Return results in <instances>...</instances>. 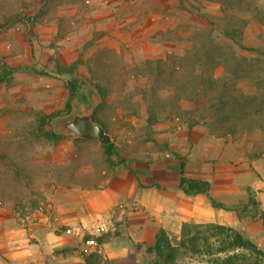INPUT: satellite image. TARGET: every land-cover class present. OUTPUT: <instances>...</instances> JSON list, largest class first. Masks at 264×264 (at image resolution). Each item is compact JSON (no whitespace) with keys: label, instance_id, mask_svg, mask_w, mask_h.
Instances as JSON below:
<instances>
[{"label":"rangeland","instance_id":"obj_1","mask_svg":"<svg viewBox=\"0 0 264 264\" xmlns=\"http://www.w3.org/2000/svg\"><path fill=\"white\" fill-rule=\"evenodd\" d=\"M47 1L26 0V6L19 5L20 17L13 26L0 30V153L7 154L10 159H15L14 161H21L17 157L23 154L34 156V162L49 160L54 165H64L73 158L82 157L87 164L94 166L95 172L98 173L100 169L106 174L109 172L112 167L97 140L81 141L78 137L59 129L58 121L70 115L63 114L51 123L53 130L66 134L57 145L26 138L32 112L41 110L52 114L65 109L70 95L67 84L72 78L79 81L78 93L72 100L73 112L79 106L90 108L93 103L98 107L100 98L90 83V69L95 67L96 62L123 68L124 65L131 67L141 65L146 60L166 58L169 54L182 56L190 47L189 40L192 36L211 34L218 45L217 52H226L231 46L237 55L253 58L254 68L264 64L255 59L257 56L234 45L221 34L223 15L218 0H158L162 8L147 13L143 6L144 0H66L57 7H50ZM59 17H65L68 24L64 37H57ZM240 17L247 21L243 43L246 46L264 44V0H252L250 11ZM167 29H176L182 35L174 40L162 39L159 31ZM111 54L117 56L116 64L111 61ZM56 59L64 66H70L77 61L75 73H58L55 69ZM246 69L252 68H239L237 72ZM205 71L211 72L219 79L232 82L231 68L218 66L206 68ZM242 80L236 79L235 83L247 95L254 96V89L246 86ZM147 83V77L141 75L130 74L124 79L127 94H131L134 101H139L135 104L138 108L137 114L119 119V116H122L121 109L113 116L103 110L99 111V117H110L109 132L113 136L117 151L111 158L113 167L120 165L129 169L127 161L152 164L155 159L161 160L162 153L168 150L172 154V160H178L180 164L185 163L186 177L199 178L192 175L197 169V164L188 165L187 159L189 153L200 152L203 147L201 142H207L204 147L209 146L213 152L224 150V153L230 154L234 149H238L239 164L246 159H264V132L261 130L246 131L237 137L228 134L217 135V132L211 131L205 124L191 127L186 121L176 117L171 109H166L160 120L149 126L147 106L145 101L141 100L140 93ZM169 96L166 93L165 98ZM180 103L186 105L188 102L181 100ZM195 129L199 132L196 133L197 138L191 137V132ZM227 158L221 157L223 162H231V156L228 155ZM180 176L179 172V184ZM59 186L67 188L54 179L43 182L41 188L46 193H55L59 189L63 190ZM35 192L36 188L32 189L33 198ZM45 195L37 199L41 200ZM247 204L246 202L241 207L245 215L241 216L244 218L241 225L248 238L264 251V219L260 216L264 209L262 206H258V210L253 209L247 207ZM213 206L216 207L215 203ZM0 208H14L22 217L32 212L27 201L14 207L1 204ZM17 227L29 232L30 226L0 224V264H6L5 262L14 255L15 258L23 255L22 252H16L14 239L9 238ZM69 229L72 232L68 233ZM52 231L77 235L78 241L59 244L52 238L39 239L40 235L36 229L29 237L33 249L32 258L36 257V261L33 260L31 264H70L71 260L109 264L100 250V244L96 242L97 238L99 240L101 236L104 237L101 233H85L81 229L79 231L66 225ZM173 241L179 242L175 239ZM212 243L214 248H217L218 243L214 240ZM144 247L147 250L148 245ZM64 250L69 253L64 255ZM235 252L247 256L252 261L257 259L253 252L246 249H238ZM232 253H216L215 256L203 253L192 258L190 255H182L177 264L205 263L210 258H222ZM158 259L153 252L148 262L157 264Z\"/></svg>","mask_w":264,"mask_h":264},{"label":"trees","instance_id":"obj_2","mask_svg":"<svg viewBox=\"0 0 264 264\" xmlns=\"http://www.w3.org/2000/svg\"><path fill=\"white\" fill-rule=\"evenodd\" d=\"M64 1L66 0H48L47 4L50 7H57ZM144 1L145 13L162 8L158 0ZM218 1L221 3L220 9L223 15L221 34L234 45L257 56L255 59L264 62V44L246 46L243 43L247 21L240 15L250 11L252 0ZM25 3L26 0H0V30L13 26L20 17L19 5L26 6ZM67 29L65 17H59L57 37H64ZM159 33L161 38L166 40H174L182 35L176 29L160 30ZM189 42L190 47L182 56L169 54L166 58L146 60L141 65L131 67L124 65L123 68H116L112 64L106 66L96 62L95 67L90 69V83L97 90L100 98L95 120L109 131L110 117H99L100 110L113 116L117 110L121 109L122 116L120 115L119 119L130 114H137L138 108L135 104L139 101H134L133 96L127 94L124 88V79L132 74L147 77L148 83L140 93L141 100L145 101L147 106L149 126L157 123L166 109H171L176 117L186 121L191 127L205 124L211 131L217 132V135L228 134L237 137L246 131L264 132V64L254 68L253 58L248 59L237 55L231 46L226 52H217L218 45L211 34L194 35ZM110 59L114 64L118 62L115 54H111ZM55 63L56 71L63 75L75 73L78 66L77 61L70 66L62 65L58 59ZM218 66L232 69V82L219 79L211 72L205 71L206 68ZM239 68L252 69L238 73ZM236 79H243L246 86L252 87L254 96L247 95L235 83ZM67 85L70 95L62 112L46 114L41 110H35L31 113L30 128L26 132L28 140L57 145L66 136L62 132L53 130L51 123L63 114L68 116L73 112L72 100L78 93L79 81L77 78H72ZM166 93L170 95L167 99ZM181 100H186L188 103L181 105ZM79 139L88 141V139ZM101 147L108 157V163L113 167L111 158L117 153L115 142L101 144ZM17 158L21 161H14L15 159H10L7 154L0 153V203L13 207L27 201L32 210L40 208L47 200L46 192L41 185L51 179L67 188L73 185L86 188L108 175L103 172V169L98 170V173L95 172L94 166L87 164L88 162L82 160V157L73 158L64 165H54L49 160L34 162V156L29 157L23 154ZM180 175L179 185L186 195H197L210 190L209 181L185 176L183 162L180 165ZM34 188L36 192L33 198L31 195ZM43 195H45L44 198L37 199ZM258 206L259 202L251 197L247 207L258 210ZM241 216H245L243 210ZM260 216L264 219V211ZM102 239L101 236L96 242L101 243ZM212 240L218 243L217 248H214ZM238 249L253 252L257 259L252 261L247 256L236 253ZM153 252L159 257L157 264H177L182 255H190L192 258L203 253L215 256L216 253L227 252L233 253L222 258H210L205 263L198 264H262L264 260V251L248 238L244 229L217 223H184L181 238L177 243H174L161 229L155 243L147 248V253ZM64 253L66 255L69 252L64 250ZM87 261L90 264H96L90 260Z\"/></svg>","mask_w":264,"mask_h":264},{"label":"crops","instance_id":"obj_3","mask_svg":"<svg viewBox=\"0 0 264 264\" xmlns=\"http://www.w3.org/2000/svg\"><path fill=\"white\" fill-rule=\"evenodd\" d=\"M196 133L198 130H193L191 137L197 138ZM206 143L201 142L200 152L189 153L187 159L188 165L197 164L192 175L210 182L206 193L186 195L181 191V164L172 160L167 150L152 164L127 161L129 169L114 166L90 187L59 186L63 190L48 192L44 206L24 217L14 208H0V224L30 226L29 232L21 227L13 231L9 238L14 239L16 252L23 255H14L5 263L31 264L36 259L32 258L29 241L36 229L39 239L52 238L59 244L78 241L77 235L52 231L63 225L104 235L100 250L109 264H149L151 254L144 246L154 244L161 229L172 241L180 240L184 223H217L244 229L241 207L249 202L248 197L255 198L264 209V159H246L239 164L238 149L230 154L224 150L213 152L209 146L204 147ZM228 155L231 162H223L221 157L228 159Z\"/></svg>","mask_w":264,"mask_h":264},{"label":"water","instance_id":"obj_4","mask_svg":"<svg viewBox=\"0 0 264 264\" xmlns=\"http://www.w3.org/2000/svg\"><path fill=\"white\" fill-rule=\"evenodd\" d=\"M97 104L90 108L77 107L68 117L58 121L59 129L78 138L97 140L100 144H109L113 141L112 134L95 120ZM72 264H89L86 261H75Z\"/></svg>","mask_w":264,"mask_h":264},{"label":"built area","instance_id":"obj_5","mask_svg":"<svg viewBox=\"0 0 264 264\" xmlns=\"http://www.w3.org/2000/svg\"><path fill=\"white\" fill-rule=\"evenodd\" d=\"M67 232H68V233H70V232H72V230H71V229H69V230H67Z\"/></svg>","mask_w":264,"mask_h":264}]
</instances>
